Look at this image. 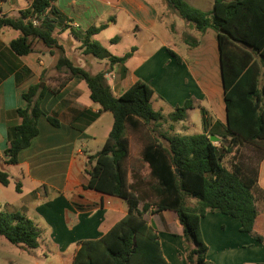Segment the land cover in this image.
Segmentation results:
<instances>
[{
    "label": "crops",
    "instance_id": "0c3cea01",
    "mask_svg": "<svg viewBox=\"0 0 264 264\" xmlns=\"http://www.w3.org/2000/svg\"><path fill=\"white\" fill-rule=\"evenodd\" d=\"M185 1L205 12L211 11L215 2ZM32 2L0 0V16L18 18L31 8ZM53 5L59 14L49 16L56 20L59 43L71 60L76 56V65L92 75L105 73L114 97L122 96L138 81L149 84L154 92L151 106L161 114V120L153 130L146 128L127 134V163L131 164L133 158L135 163L133 168L128 164L129 183L136 195L141 194L143 203H149L147 193L138 191L142 177H146L138 171L139 167L150 176L149 165L142 160L146 137L161 140L164 135H199L204 132L203 111L209 120L207 134L214 133L219 140L229 135L217 34L210 28L204 32L197 30L165 0H55ZM82 19L86 20L84 26ZM65 22L68 27L63 30ZM90 26H105L92 37L95 42L108 30L115 29L117 34L112 41L106 40L105 47L100 44L106 51L100 57L85 54L82 47ZM19 36V31L10 28L0 31V164L14 171L13 175L8 174L9 185L14 178L16 185H21L17 193L23 195L29 187L30 195L13 200L7 212L32 216L35 226L38 223L48 233L51 249L60 257L58 264H72L82 241L104 236L128 213L125 200L84 188L88 183L84 173L88 157L97 154L107 142L114 117L90 99L84 81L66 80L67 71L56 68L57 52L52 55L35 41L33 52L17 55L10 43ZM114 46H121V53L114 54ZM130 52L132 55L126 61L112 62V58H122ZM41 84L47 91L41 102L44 115L38 121L39 134L19 153L17 164H7L9 133L22 123L17 110L26 107L23 95L33 86L43 89ZM188 101L192 107L185 118L175 121L176 109ZM49 115L59 120L60 127L49 123ZM215 144L221 146L219 141ZM250 146L261 152L257 159L262 165L264 144ZM223 161L225 167L232 168ZM254 192L264 202V186L259 181ZM190 202L196 204L194 199ZM155 210V205L150 204L144 220L159 237L164 259L168 264H188L183 229L176 215L170 210ZM200 226L208 246V264H264V209L258 210L252 233L242 232L238 219L220 213H206Z\"/></svg>",
    "mask_w": 264,
    "mask_h": 264
},
{
    "label": "trees",
    "instance_id": "16d2710c",
    "mask_svg": "<svg viewBox=\"0 0 264 264\" xmlns=\"http://www.w3.org/2000/svg\"><path fill=\"white\" fill-rule=\"evenodd\" d=\"M55 0H33L29 10L18 18L0 16V31L10 28L20 32L11 41V49L19 56L34 51L40 42L52 55L61 51L56 68L67 71V79L85 82L90 99L111 112L114 124L107 142L95 155L89 156L84 173L85 189L121 198L128 213L104 236L80 243L72 264H168L163 257L159 237L144 220L150 204L136 195L129 183L126 163L130 156L128 132L146 128L153 130L162 116L154 112V94L149 84L138 81L122 96L114 97L105 73L92 75L65 55L55 34L58 15ZM186 22L204 32L213 29L217 34L224 97L227 111L228 136L220 137V147L207 134L209 120L203 111L204 132L191 137L164 135L161 140L146 137L142 160L149 165L156 212L170 210L183 229L182 238L188 264H208V246L203 240L200 222L206 213H220L240 221L241 231L252 233L258 215L253 190L257 184L256 169L236 163L231 169L222 164L227 154L242 145L264 144V0H215L213 9L202 11L185 0H165ZM38 21V24H34ZM105 26H90L83 41L84 53L94 57L105 49L92 37ZM132 52L112 62H124ZM47 88L33 86L23 95L26 107L17 110L22 118L11 129L7 164L18 163V155L31 145L39 134L38 121L44 115L41 102ZM57 92V89L53 90ZM192 107L186 102L173 115L175 121L185 118ZM54 127H60L55 116H47ZM155 129V128H154ZM217 137V136H216ZM236 151V150H235ZM244 167H246L244 169ZM178 171V172H177ZM134 178L135 174L133 173ZM0 183L8 186V173L0 170ZM17 192L21 185H16ZM191 199L196 200L192 205ZM0 236L11 244L31 249L39 247L40 231L34 222L20 212H0ZM262 241L261 237L257 238Z\"/></svg>",
    "mask_w": 264,
    "mask_h": 264
},
{
    "label": "rangeland",
    "instance_id": "374dc122",
    "mask_svg": "<svg viewBox=\"0 0 264 264\" xmlns=\"http://www.w3.org/2000/svg\"><path fill=\"white\" fill-rule=\"evenodd\" d=\"M38 24V21H36ZM82 26L86 25V20H81ZM63 30L68 27L67 22L62 24ZM60 26V28L62 29ZM68 29V28H67ZM55 34L58 38L59 31L55 30ZM115 29L108 30L103 33L102 37H99L97 43L104 46V43H106L107 39H110L111 41L116 38ZM182 43H179L180 47ZM70 46L68 45V48ZM105 47V46H104ZM121 46H114L112 48V51L114 54L121 53L120 49H122ZM64 50V49H63ZM58 57L61 56L62 52L57 51ZM65 53V52H64ZM66 55V54H65ZM72 61L74 64H76L77 58L76 56L72 57ZM264 70V67H263ZM169 124V123H168ZM166 125V124H165ZM167 126V125H166ZM236 150V149H235ZM231 154H227L226 159H224L223 163L229 164L227 166H233L235 163L242 164L244 166H249L250 169L255 170L257 172V181L264 186V162L261 165V160L257 159L259 156H261V152H258L255 148L251 147L250 145L241 146L238 151H235ZM128 164L132 167L134 163V158L130 163H126L127 169L129 171ZM133 168V167H132ZM136 168V166L134 167ZM0 170L8 173L9 175H13L14 171L13 169H7L0 164ZM139 172H143L146 174V177H142L143 182L138 185V191L140 193L146 192L149 198L147 201L149 204H154L157 200V198L154 196L151 186L155 185V180L151 178L147 171L144 170L142 167H139ZM130 172V171H129ZM134 171L132 172V174ZM16 189V181L14 178H11V184L9 186H3L0 183V212H7V207L13 203V200H20L22 197H29V187L26 188L25 193L23 195H19L17 193ZM139 193V194H140ZM141 196V194H140ZM254 198L256 202V207L259 211H262L264 209V202L260 200V198L257 196V193L254 192ZM14 204V203H13ZM31 220H33L32 216H28ZM36 226L40 230V238H39V244L40 246L37 249H31L23 245H15L11 244L9 241H7L4 237L0 236V264H58L60 263V257L55 252V249H51V239L48 237V233H44L40 226H38V223H36ZM45 227V226H44Z\"/></svg>",
    "mask_w": 264,
    "mask_h": 264
},
{
    "label": "water",
    "instance_id": "95a60500",
    "mask_svg": "<svg viewBox=\"0 0 264 264\" xmlns=\"http://www.w3.org/2000/svg\"><path fill=\"white\" fill-rule=\"evenodd\" d=\"M44 87V85L43 84H41V88H43ZM211 140L213 141V142H218L219 141V138H217V137H215V136H211ZM178 172V171H177Z\"/></svg>",
    "mask_w": 264,
    "mask_h": 264
},
{
    "label": "built area",
    "instance_id": "2783aa9c",
    "mask_svg": "<svg viewBox=\"0 0 264 264\" xmlns=\"http://www.w3.org/2000/svg\"><path fill=\"white\" fill-rule=\"evenodd\" d=\"M34 24H37V23H36V21L34 22ZM74 28H78V26H77V25H75V26H74Z\"/></svg>",
    "mask_w": 264,
    "mask_h": 264
}]
</instances>
